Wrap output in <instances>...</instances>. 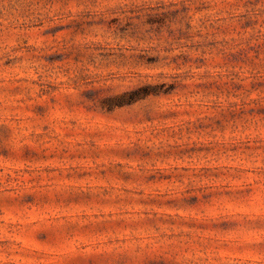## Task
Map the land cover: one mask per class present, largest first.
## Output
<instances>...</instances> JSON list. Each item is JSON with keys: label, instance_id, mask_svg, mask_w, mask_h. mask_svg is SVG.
I'll use <instances>...</instances> for the list:
<instances>
[{"label": "rangeland", "instance_id": "1", "mask_svg": "<svg viewBox=\"0 0 264 264\" xmlns=\"http://www.w3.org/2000/svg\"><path fill=\"white\" fill-rule=\"evenodd\" d=\"M0 264H264V0H0Z\"/></svg>", "mask_w": 264, "mask_h": 264}]
</instances>
